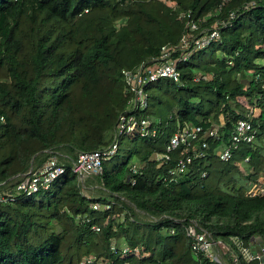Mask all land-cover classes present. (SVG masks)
Instances as JSON below:
<instances>
[{"label":"trees","instance_id":"trees-1","mask_svg":"<svg viewBox=\"0 0 264 264\" xmlns=\"http://www.w3.org/2000/svg\"><path fill=\"white\" fill-rule=\"evenodd\" d=\"M163 46L180 76L146 87L140 113L156 136L120 137L102 171L79 178L78 153L108 146L126 107L122 70ZM239 119L254 138L220 160ZM185 125L219 135L171 172L182 147L155 155ZM50 158L64 172L47 188H17ZM254 185H264V0H0V264H217L192 249V223L234 249L224 264H259L231 241L264 245Z\"/></svg>","mask_w":264,"mask_h":264},{"label":"built area","instance_id":"built-area-1","mask_svg":"<svg viewBox=\"0 0 264 264\" xmlns=\"http://www.w3.org/2000/svg\"><path fill=\"white\" fill-rule=\"evenodd\" d=\"M190 29L196 27L193 21H188ZM217 30H212L208 36H203L195 41L199 46L205 45L209 39L217 38ZM171 48L163 46L157 58L151 62H142L134 69H123L122 76L125 84V92L128 95L126 107L116 119L112 142L101 149L80 152L72 164V171L81 178L85 174H98L102 171V162L104 159L111 157L118 150L119 139L125 135H137L139 137H154L157 134L156 128L152 125L149 118L145 117L142 112L147 107V90L146 87L158 81L161 78H169L174 82L179 81L180 72L176 67V60L170 57ZM185 57V55H184ZM219 135L217 126L202 129L200 125H185L176 129L168 138L165 149L162 153H157L155 159L168 160L173 152L182 147L178 153L176 168L171 172H184L188 169L194 157H200L205 154L208 142L205 137L216 138ZM254 138L253 130L248 119H239L232 131L229 143L223 145V149L217 156L220 160L227 161L231 158L232 152L242 142H250ZM197 143V141H199ZM191 148V154L184 153ZM64 172V167L57 163L54 158L47 160L40 168L32 171L27 177L22 179L18 189L27 193L38 191L40 188H47L55 178ZM251 194L263 193L264 185H254L250 191ZM93 229L98 231L99 227ZM186 234L191 238V247L195 251L202 252L210 260L217 264H224L221 247L224 244L221 240H213L211 235L195 224H190L185 228ZM232 243L236 246L241 257L246 261L259 260V264H264V256L252 253L246 245L237 237H231ZM254 239L252 240V242ZM113 249V246H112ZM124 251H128L124 248ZM237 259V254L233 260ZM80 264H85L82 260Z\"/></svg>","mask_w":264,"mask_h":264},{"label":"rangeland","instance_id":"rangeland-1","mask_svg":"<svg viewBox=\"0 0 264 264\" xmlns=\"http://www.w3.org/2000/svg\"><path fill=\"white\" fill-rule=\"evenodd\" d=\"M159 82H163L164 83V87H166V82L164 79H159ZM253 109V108H252ZM254 112L258 111V109H253ZM127 142V140L124 141V143ZM223 149V147H219L218 148V151L220 152L221 150ZM55 159V158H54ZM231 174H228V176H230ZM238 174H233V176H237ZM88 188H85V190H87ZM249 250L252 252V253H257L259 255H262L264 256V245L261 243L260 239L259 238H255L253 242H250V244L246 245ZM236 251L237 248L235 249ZM224 251V252H228L227 254H229L228 256L229 257H234L236 256V252L234 251L233 248H231L230 246H228L227 244L223 245L221 247V252Z\"/></svg>","mask_w":264,"mask_h":264}]
</instances>
